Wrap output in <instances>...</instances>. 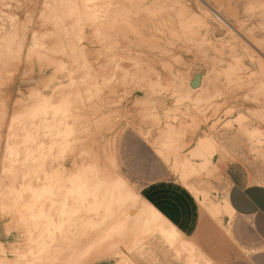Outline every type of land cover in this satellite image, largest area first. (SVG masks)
I'll list each match as a JSON object with an SVG mask.
<instances>
[{
  "label": "rangeland",
  "instance_id": "374dc122",
  "mask_svg": "<svg viewBox=\"0 0 264 264\" xmlns=\"http://www.w3.org/2000/svg\"><path fill=\"white\" fill-rule=\"evenodd\" d=\"M221 1L234 5L233 11L229 12V18L237 33L235 31L233 33L232 28L230 29L229 26L227 28V24L221 22L223 26L226 25L224 33L221 30L216 35H212L211 40L209 39L211 42L208 40L205 43L212 44L213 48L207 45V52H200L196 51L197 41L184 38V35L190 31L201 28L200 12L197 14L199 18L197 15L190 14L180 22L175 11L178 3L171 0L162 1L154 7L153 13L146 14L157 18V21L155 26L147 29L149 33H152H146L147 30L145 33L150 36L155 35L156 30L157 37L153 39L148 35L150 39L148 37L146 41L143 39L145 42L141 39L134 43L129 37L128 30L118 27L114 29L109 26L98 29L91 17L94 9L90 5L84 6V2L88 4L94 2L95 5H99L109 0H0V39L16 37L13 39V45L16 49L19 48V52L14 56L0 54V264H68L67 259L74 260L71 264H76L82 259L85 251H88V255L83 258L88 261V264H186L172 248L173 242L169 239L171 244L166 242L160 232L142 233V244L137 248L136 246L141 242L132 248H128L125 243L134 241L136 237L133 236L134 234L112 233V235L127 236L124 237L125 239L117 240L120 242L121 249H111L108 246H106L108 250L100 248L102 245H111L113 240L98 237L110 234L105 233L103 222L109 213H105L104 208L98 207L97 201L86 205L81 203L83 202L81 187H78L82 180H88L89 176L94 178L93 180L90 178V181L96 180L97 173L96 176H93L94 171H91L93 175L88 174L90 172L88 166L91 164L100 166L101 172L107 173L105 174L107 176L120 175L137 192L148 181L174 177L193 191L202 209L209 215L217 219L222 215L223 219L220 222L227 219L228 224L233 220V215L226 211L214 215L210 209L212 203V206L222 207L227 192L224 177L227 164L238 163L250 170L254 176L264 180V157L255 149L248 135V131L254 127H264L250 115L252 108L257 105L262 106V103L252 101L255 93L251 95L250 90L257 87L255 85L258 78L255 74V77H251V74L256 72L258 76L259 69L263 70L262 67H264V24L261 25L264 23V5L259 6L264 0ZM43 4H45L44 7ZM48 4H51L54 11H58L57 16L62 17L64 25L57 26L51 23L46 26L41 25L40 18ZM238 4H240L239 10L235 8ZM249 5L253 6V11L246 9ZM202 6L206 5L202 3ZM208 10L211 12L210 9ZM236 10L240 12L237 13ZM212 14L214 15V12ZM75 18H79L80 25L70 27L68 23ZM237 24L241 27L238 28ZM229 31L233 36L229 34ZM251 33L256 34L251 36ZM235 35L242 44L232 39ZM158 36L161 40L157 39ZM222 36H225L227 40ZM59 37H61L60 42L57 40V38L60 39ZM2 42L0 41V44ZM230 48L234 51L230 52L231 54L228 53L231 51ZM213 52L217 55L215 53L212 55ZM233 68L234 71L236 69V73L232 72ZM208 71L220 78L216 88L217 93L209 103L191 104L187 113L183 110L185 107L177 108L172 113L175 118L164 117L163 113L157 121L151 118L153 114H159V111L163 110L158 104L163 96V84L170 86L182 80L189 82L200 91L202 84L200 80L203 81V74ZM249 76L256 79L252 80ZM259 76L260 79H264V76L263 78L260 74ZM159 80L163 82L161 88L153 94L150 93L149 82ZM253 85L254 88H252ZM42 89L53 91L57 104H63L65 98H69L72 109H70L71 117L69 116L67 126L75 129L76 132L72 130V135L67 137L68 139L59 138L62 148H58L59 145H57L55 154L59 155H54L53 160L49 161L50 157L47 154L45 160L39 158L42 160L37 159V164L32 162L33 166L30 164L27 168L17 166L16 174L10 175L4 171L8 137L11 136L13 147L21 144L24 132L17 117L21 110L30 105L32 97ZM72 115L77 118L73 117L76 120L74 127ZM8 117H14L16 122L13 124L10 119H7ZM71 118L72 121H70ZM147 132L151 133L147 136ZM204 137L215 140L212 152L208 153V159L193 157V148L198 146L200 141L205 139ZM43 138L46 142L50 140L48 136ZM62 138L67 139L65 140L67 146L63 145ZM71 138H74V141ZM164 142L166 149L165 146L163 149L159 146L164 145ZM144 145L147 147V155L141 163L140 148ZM66 149L71 151L68 153ZM164 151L166 154L163 153ZM62 155L63 157H59ZM189 161H193L196 165V171L190 168ZM50 162L54 165L51 171ZM173 162H177L178 166ZM201 163L203 166L200 165ZM45 164L47 165L42 168ZM62 166L65 168V177L60 172ZM49 171L50 174H48ZM78 171L83 176L79 175ZM78 176L82 178L79 180L80 183L76 182L79 179ZM51 178L56 181L52 183L53 185L50 184ZM44 180H48L47 183ZM37 188H40L39 190L47 188L51 191V196L45 194L46 200L45 196L43 199L47 206L54 203L57 207L62 201L60 205L64 214L69 210L66 208L65 211L64 207L69 200V206H65L70 208L71 214V207L75 210L73 211L75 224H70L74 228L65 227V230L59 232L60 234L49 231L48 234H40L39 239L32 237H37L38 230L34 228L35 222L27 213L26 204L33 199L32 192L37 191ZM78 190L80 192H77ZM73 192L77 193L72 194ZM27 198L29 199L26 202ZM55 206L51 207V210H55ZM61 211L60 214L63 215L61 217H64ZM69 214H66L64 218L67 219ZM165 225L166 230L168 227L177 230L169 221ZM122 231L123 229H120V232ZM181 233L185 239L200 246L196 239L186 237L182 231ZM52 234H58L59 238L53 240ZM172 234L174 233L171 232ZM82 243H87L90 247L83 248ZM179 244L177 243L176 246ZM255 251V249H248L245 251L246 255L236 261L212 258L218 264H259L254 257ZM193 253L194 250H191V254ZM186 259L188 264H193L190 257Z\"/></svg>",
  "mask_w": 264,
  "mask_h": 264
},
{
  "label": "bare ground",
  "instance_id": "6f19581e",
  "mask_svg": "<svg viewBox=\"0 0 264 264\" xmlns=\"http://www.w3.org/2000/svg\"><path fill=\"white\" fill-rule=\"evenodd\" d=\"M162 1H164V0H109V2H107L105 4H99V5L98 4L95 5L94 2L92 4H88V2H84V6L87 7V6L90 5V7H92L94 9V13L92 14L93 16H91V17H93V23L96 25V27L98 29L101 30L102 28H104L106 26L107 27L109 26V27H112V28L114 27V29L118 27L120 29L128 30L129 33H130L129 37L132 40V42L134 43L135 41H139L141 39H142V41H143V39H145V41H146L147 40L146 39L147 37H148V39H150L149 38V36H150L149 34L152 33V32L149 33V31H148L149 29L148 28H151L152 26H155L156 21H157V18H155V17H149V15H146V14L147 13H153L154 12V7L155 6H158L159 4H161ZM171 1L178 3L177 6H175L174 4L173 5L175 6V11H177L176 12V15H177V18H178V20L180 22L182 20H185V17H188L190 14L197 15L199 12H200L199 14H201L200 18L197 15L198 18H199V20H200V22L202 21L201 22V28L194 29V30L190 31L188 34H185L184 35V38L185 39H188L189 41L190 40L191 41H197V43L195 44V46L197 45V50L196 51L207 52V45L208 44H206L205 42L208 41L209 39L211 40L210 37L212 35L213 36L216 35L217 33L221 32V30H222V33H224V31L226 30V28L224 27L226 25L223 26L222 23H226L227 24V28L229 26L230 29L232 28L233 33H235V32L237 33V31L235 29V26H234L233 22L231 21V18H229V12H232L233 11V7H234V5L232 3L231 4H228V3L223 2L221 0H201L202 3H204L206 5V6H202L201 1H199V0H171ZM44 5L45 4H43V7H44ZM263 5H264V2H261V5H259V6L262 7ZM239 6H240V4H238L235 8H237V10H239L238 9ZM249 6H248L249 8L247 7L246 9H251L252 10V7L253 6H251V5H249ZM166 7H168V6H166ZM194 8H196V9H194ZM208 9H210L211 12L213 11L214 12V15L212 14L213 12L211 13ZM237 10H236V12H237ZM194 11H197V12H194ZM201 11H203V12H201ZM57 12L58 11H54L52 9L51 4H48L44 8V11H43V13L41 15V18H40V19H42V20H40L41 23H42L41 25H45L46 26L49 23L56 24L57 26L64 25V22L62 21V17L57 16ZM238 12H240V11H238ZM246 12H248V11H246ZM191 18H193V17H191ZM78 19L79 18H75L74 21H71L70 23H68V25H70V27H72L73 25L74 26L80 25L81 22ZM254 19H255V17H254ZM258 21L259 20H257V22ZM186 24H188V23H186ZM260 24H261V22H260ZM263 24L264 23H262L261 25H263ZM237 27H238V24H237ZM240 27H238V28H240ZM260 27L262 28L263 26H260ZM146 30H147L146 33H149V34H146L145 33ZM43 33H44V31H43ZM156 33H158V32H156V30H155V35H153V34L151 35L152 38L155 37V36L157 37ZM229 34H230V31H229ZM229 34H227V35L229 36ZM255 34L251 33L250 35L251 36H254ZM230 35H232V33ZM5 36H7V35H5ZM5 36H4V38H5ZM237 36H238V34H237ZM243 36H245V34ZM222 37L224 38L225 36H222ZM238 37H236V35L233 38L230 36V38H232L234 41H237L239 43L240 40H239ZM246 37H247V34H246ZM14 38H16V37H14ZM14 38L13 37H10V38L3 39V40L0 39V41H3L0 44V54L1 55L14 56L16 53L19 52V48L16 49L14 47V45H13V41H14L13 39ZM59 38L60 39L57 38V40L58 41L59 40L61 41V37H59ZM157 39L161 40L159 36H158ZM224 39L227 40L226 37ZM225 40H224V42H225ZM74 41H75V39H74ZM145 41H143V42H145ZM255 41H256V39H255ZM151 42H153V40ZM225 43L228 44L227 41ZM240 43L242 44V41ZM71 45H72V43H71ZM74 45H73V47H74ZM209 45L212 47V44H209ZM236 45H238V44H236ZM18 46H20V45H18ZM62 47H63V44H62ZM232 48H236V47H232ZM232 48H230L231 51H228V53L234 52ZM226 49H228V48H226ZM214 53H215V55H217L216 52H213L212 55H214ZM224 55H225V52H224ZM259 58H261V57L259 56ZM262 66L263 65H261V67ZM236 67H237V65H236ZM262 68H263V70L259 69L261 71V73L259 71V74L263 78V76H264V67H262ZM200 70L201 69H199V71ZM233 71H234V68H233L232 72ZM201 72H204V71L201 70ZM205 72H206V69H205ZM234 72L236 73V69H235ZM238 72H240V70ZM252 72H254V70ZM252 72H250V74ZM176 73H179V72H176ZM257 73H258V71H257ZM254 74L256 75V77H258L257 78L258 80L255 78L256 79V85L255 86H257V87L254 88V85H253L252 88H254V89H251L250 90L251 95H253L252 93H255L253 95V98L255 100L252 98V101L253 102H258L260 104L262 103V106H258L257 105L256 107L252 108L251 111H250V115L255 120H257L258 123H261V124H263L262 126H264V79H260L259 74L257 76L256 72L252 73L251 74V77H255ZM203 75H204L202 77V80L203 81L200 80V82H202V84L200 83L201 84L200 91L199 90H196V88L194 86L190 85L189 82L182 81V80H180L179 82H175V83L171 84L170 86L164 85L163 82L160 81V80L159 81H151V82H149L148 91L150 93H152V94L155 93V92H157L159 90V88H161L160 86L163 84L162 85L163 86V92H162V95L163 96L161 95L162 98L158 101L159 102L158 103L159 106H162L161 108L163 110H162V112L159 111V114H157V113L153 114L151 118L153 120H156L157 121V120H159L160 117H162L161 116L162 113L164 114L163 115L164 117L175 118V115H173L172 113L177 108L182 109V107H185V108H183V110H184L185 113H187L189 111V105H191V104L209 103V101H211V99L213 98V96L216 95V93H217V89L216 88L219 85V81H220L219 79L220 78L217 77L215 74H213L211 72L209 73V71H208V73L203 74ZM251 77H250V79L255 80V79H253ZM252 80H250V81L253 82ZM255 89H256V91H255ZM112 92H113V90H112ZM54 95H55V93L53 91H50L48 89H42L41 91H39L37 93L36 96H33L34 98L32 97V99H31L32 101L30 102V105L27 106L26 109L21 110V113L18 115L17 119H18V121L20 123V124L19 123L18 124L20 126H23V129L22 130H23L24 133L22 134V139L20 141L21 144L14 146L15 151H16V157L18 159V163L16 164L15 168H17V166H18V168L19 167H22V168L26 167L27 168L28 167L27 166L28 164H30V165L33 164V163L34 164H37L36 163L37 162L36 160L37 159L38 160H42V159H39V158H44V160H45V155H47V154L50 157V158L47 157V158H49L48 160L51 161L50 159H52L54 155H59L58 153L55 154V152L57 150V145H59L58 148H62L61 147L62 144H61V141L59 140V138L60 137L67 138V137H70V135H72V130L73 129H71V127L67 126L68 119L71 117V115H70L71 114L70 113L71 110L70 109H72V107L70 108V106H71L70 100H69V98H65L64 102L62 101L63 104H61V103L57 104V101L55 100ZM262 107H263V109H260ZM97 112H99V111H97ZM241 116H243V115H241ZM73 117L76 118V116L72 115V118ZM90 117H92V116H90ZM72 118L70 119V121H72ZM73 120H74V118H73ZM241 120H244V119H241ZM74 121L72 122V126H73V124L76 123V120H74ZM101 121H103V120H101ZM27 122H29V123H27ZM103 124H104V122H103ZM170 128H171V126H170ZM169 130H171V129H169ZM74 131L76 132L75 129L73 130V132ZM148 132L146 133V135L148 134ZM248 132H249L248 135L250 136L251 142L254 144L255 149L259 152V154H262L263 157H264V145H262V143L264 142V127H262V128L261 127H254L253 129L249 130ZM19 133H21V132H19ZM73 134H75V133H73ZM44 136L50 137V140H48V142L44 141L45 140L43 138ZM95 137H97V136H95ZM14 139H15V137H14ZM46 139H48V138H46ZM67 139H65V140H67ZM73 139H72V141H74ZM65 140H64V144L63 145L67 146V143H65ZM153 141L155 142L156 140L154 139ZM157 141H159V140H157ZM72 143H71V145H72ZM162 144H163V140H162ZM214 145H215V140H213V138H210V137L207 139V137H206L205 139H203V140L200 141V143H199L198 146H196L195 148H193L194 149V151L192 150L193 151V157L194 156H196V157L198 156L200 158L201 157H203V158L205 157L206 159H208V157H207L208 156V153H211L212 152ZM84 146H85V143H84ZM159 146H162V147H160L162 149H163V146H165V149L167 148V146L165 145V142H164V145H161L160 144ZM156 147H157V145H156ZM63 148H64V146H63ZM66 148H68V147H66ZM68 151H71V150H67L66 152H68ZM257 151H255V152H257ZM163 153H165V151ZM59 157H63V155L62 156H59ZM164 159H165V157H164ZM173 163L176 164L177 162H173ZM188 163L190 164V168H192L195 171L197 170L196 169V165L193 163V161H189ZM50 164H51V169H50V171H51L52 170V166H54V165H52V162H50ZM50 164H49V166H50ZM5 165L10 167V165H7V164H5ZM38 165H40V163ZM38 165H36V169H38L37 168ZM46 165L47 164L43 165L42 168H44V166H46ZM176 165L178 166V164H176ZM200 165H202V163ZM31 166H33V165H31ZM184 166H186V165H184ZM58 167H59V165H58ZM63 167L64 166H62V170L64 169V171L61 170L60 172L64 174L65 173V168H63ZM88 167H90V169ZM88 167H87L88 168V171L90 170V172L88 174L90 175L91 171H94L95 174L93 173L94 174L93 175L91 173V175L96 176V173H97V176H96L97 178H95L96 179L95 181H90L91 176H89L90 178L87 177L88 180H85L86 179L85 178L84 179L85 181H83L82 178L78 176L79 179L76 182H79L80 183V181H79L80 178L82 180V183H81L82 185L80 184L81 186L80 185L78 186V187H81L80 189H81V194H82L81 196H82V201H83L81 203H83V204L86 205L89 202L97 201L99 203L98 207L104 208L105 209V213H109V215H106L105 216L106 219H104V221H103L105 223V229H104V227H103V229H104L105 233H110V234H107V235L106 234H103V235H99L98 237H100V239H113L111 241V245H104V246L103 245L102 246L99 245L100 248L103 247L104 249H107V250H108V247H110L111 249H115V248L121 249L120 244H119L120 242H117V240L125 239L124 237H127V236H123V235H112V233H123V234H125V233H129L130 232V233H132V235L134 234L133 236H136V237H134L135 239L133 238L134 239V241L132 240L133 242L131 241L128 244V242H125V240H122V242H125L126 243V245H127L128 248L129 247L132 248V246L134 247L137 244H139L142 241L141 234L144 233V232L154 233V232L159 231L166 238H168L170 241H172L173 243H174L175 240H178L179 239L178 238L179 237V234H178V231L177 230H172L169 227L167 228L168 230H166V225L165 224L168 223V219L166 217H164L162 214H160L143 197H141L139 195V193H137L132 188V186L125 179H123L120 175L115 174V175L107 176V175H105L107 173L101 172L102 170H100V169H102V168H100V166H98L97 164L96 165L95 164H91ZM187 167H189V165ZM56 168H57V166H56ZM29 170H31V167H30ZM50 171H49L48 174L51 173ZM56 171H58V170L56 169ZM85 171H86V169H85ZM88 171H86V173ZM78 173H79V175H81L80 171H78ZM65 174H64V177H65ZM81 176H83V175H81ZM52 177H53V175H52ZM93 179L94 178H91V180H93ZM11 180H12V178H11ZM64 180H66V178ZM44 181H46V180H44ZM47 181H46V183H47ZM54 181H53V178H51L50 179V182H51L50 184L53 185L52 183ZM79 183H77V185ZM74 185L76 186V184H74ZM42 186H44V185H42ZM39 187L42 189V187H41L40 184H39ZM78 187H77V189H78ZM77 192H80V190H78ZM77 192H73L72 194H75ZM50 193H51V191H50ZM72 196H74V195H72ZM46 197L47 196H45V200H46ZM74 197H76V196H74ZM28 199L29 198H27L25 201L27 202ZM225 199H226V197H225ZM80 200H81V197H80ZM44 201H43V199L42 200L41 199H31L26 204V208L28 209V211L25 208L26 209L25 212L27 211V213L32 217L31 219H33L34 222H35L34 228L38 230L37 237L32 236L34 239H39L40 234H44V233L45 234L46 233L48 234L49 231L50 232H54V233L55 232H58V234H60L59 232L65 230L64 229L65 227H69V226L70 227H73L71 225H74L75 224V220H74L75 219L74 218L75 212H73L75 210H73V207H71V211H72V214H71V212H69L70 208L67 207V206H65V205H68L69 204L68 203L69 200H67L66 204L64 205L65 211L67 209H69L68 212H65V214L61 211L62 207H61L60 204L63 203L62 201L60 203V200H58L59 203H60L59 204L60 206L58 205L57 207L55 206L54 203L50 204V206H47L44 203ZM81 203L80 204L78 203V204L81 205ZM212 205H213V203H212ZM212 205H211V208L210 209H212V212L214 213V215L221 213V211H226L230 215L234 212V210L232 209V207L229 205L228 200H224V202L222 204V207L215 206V205L212 206ZM53 206L56 207L55 210H51L52 208H54ZM108 207H110V208H108ZM133 209L135 210L134 212H133ZM87 210H89V209H87ZM107 210H109V211L107 212ZM60 211H61V213L64 214V217H66L65 215L66 214H69V213H70L69 214L70 216L67 219H65L64 217H61L63 215L60 214ZM89 211H91V210H89ZM95 212H97L96 209H95ZM91 214H92V212H91ZM93 215H95V214H93ZM84 217H85V215H84ZM86 228H88V226H86ZM120 229H123V231L120 232ZM84 230H87V229H84ZM85 232L87 233V231H85ZM171 232L174 233V234L171 235ZM58 234H55V235L52 234L54 236L51 235L53 237V240H56V239L59 238V235ZM86 237H85V239H87ZM129 238H128V240H129ZM83 245H84V246H82L83 248L90 247V245L87 244V243L86 244L84 243ZM183 245H184V247L187 246L186 244H183ZM106 246H108V247H106ZM74 248H75V246H74ZM107 254H108V252H107ZM190 259L192 260V258H190ZM72 261H74V260L67 259V263L68 264H71ZM191 262H193V264H198V263H194V261H191ZM208 262L210 263L211 261L208 260Z\"/></svg>",
  "mask_w": 264,
  "mask_h": 264
},
{
  "label": "crops",
  "instance_id": "0c3cea01",
  "mask_svg": "<svg viewBox=\"0 0 264 264\" xmlns=\"http://www.w3.org/2000/svg\"><path fill=\"white\" fill-rule=\"evenodd\" d=\"M146 155L144 145L140 148L141 163ZM224 172L227 184L224 200H228L234 210L229 224L227 219L220 222L222 215L217 219L205 212L193 191L174 177L148 181L138 192L134 190L177 229L179 239L173 244L160 233L186 264V257L191 258L193 254L192 261L198 264H218L212 257L236 261L243 258L248 249H255V259L264 264V180L238 163H228ZM181 231L186 237L196 239L202 248L185 239ZM177 243L186 244L187 248L176 246Z\"/></svg>",
  "mask_w": 264,
  "mask_h": 264
},
{
  "label": "snow or ice",
  "instance_id": "6c2138e0",
  "mask_svg": "<svg viewBox=\"0 0 264 264\" xmlns=\"http://www.w3.org/2000/svg\"><path fill=\"white\" fill-rule=\"evenodd\" d=\"M7 119H10L11 122L14 124L15 123V118L14 117H8ZM9 139V144L7 145L6 148V155H5V161L7 165H10V167H5L4 171L6 173H9L10 175L15 174V166L18 163V159L16 157V151L15 148L11 144V136L8 137ZM27 177H25L26 179ZM45 194L51 196V193L48 191V189H43V190H37L32 192V197L33 199H44ZM88 251H85L82 254V259L77 261L76 264H88V261L85 260L83 257H87Z\"/></svg>",
  "mask_w": 264,
  "mask_h": 264
}]
</instances>
